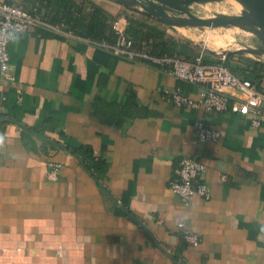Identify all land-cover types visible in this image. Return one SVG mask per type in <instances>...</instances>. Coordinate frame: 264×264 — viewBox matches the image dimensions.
<instances>
[{"label":"crops","instance_id":"obj_1","mask_svg":"<svg viewBox=\"0 0 264 264\" xmlns=\"http://www.w3.org/2000/svg\"><path fill=\"white\" fill-rule=\"evenodd\" d=\"M4 1L48 19L59 15L60 0ZM74 2L85 13L102 7L116 17L117 32L126 33L128 16L173 44L166 24L137 6ZM107 44L65 26L63 34L20 33L7 45L0 264H264V100L256 126L229 109L176 107L173 91L199 99L203 86L118 58ZM240 68L247 77L250 70ZM253 82L264 93V76ZM198 122L218 130V141H198ZM80 145L106 163L95 172L99 182L69 150ZM191 155L205 164L210 195L184 203L169 181ZM178 223L198 235V246L182 239Z\"/></svg>","mask_w":264,"mask_h":264},{"label":"built area","instance_id":"obj_2","mask_svg":"<svg viewBox=\"0 0 264 264\" xmlns=\"http://www.w3.org/2000/svg\"><path fill=\"white\" fill-rule=\"evenodd\" d=\"M65 26L48 18L42 17L15 3L0 0V71L7 75L9 55L7 45L12 40L8 33H26L31 30H43L52 34H63ZM114 43L106 47L118 58L127 61H144L161 67L170 72L176 79L203 86L199 99L183 95L179 90L171 93L170 99L176 107H202L205 110L226 111L251 116V124L258 125L260 106L264 93L249 79L231 72L221 62H205L202 52L186 59L179 55L152 54L144 45L135 46L133 39L124 32L116 31ZM195 135L200 142H216L220 132L212 127L203 126L198 122ZM51 167H59L50 163ZM205 164L195 155L183 156L175 167L169 181V188L182 202L187 203L193 197L208 198L210 190L202 180ZM225 178L223 177V180ZM182 239L196 247L199 237L187 229L183 223L177 224Z\"/></svg>","mask_w":264,"mask_h":264},{"label":"rangeland","instance_id":"obj_3","mask_svg":"<svg viewBox=\"0 0 264 264\" xmlns=\"http://www.w3.org/2000/svg\"><path fill=\"white\" fill-rule=\"evenodd\" d=\"M132 6H137L140 11L146 12L138 5ZM181 7L186 8L194 17L203 20L216 18L229 20L242 15L239 8L229 0L199 1ZM167 14L173 21V25L166 24L169 35L173 40L181 42L191 52L190 56L202 52L205 59L212 62H221L226 56H234L229 63L232 66L257 61L264 63V39L253 31L245 30L243 25L247 23L202 25L191 22L186 24V20L190 18L187 13L173 8L169 9ZM247 49H255L261 54L247 52ZM238 50L242 53H233Z\"/></svg>","mask_w":264,"mask_h":264},{"label":"trees","instance_id":"obj_4","mask_svg":"<svg viewBox=\"0 0 264 264\" xmlns=\"http://www.w3.org/2000/svg\"><path fill=\"white\" fill-rule=\"evenodd\" d=\"M126 18L129 21L126 34L133 39L135 46L145 44L149 51L155 55H179L186 59H190L194 56H190L191 52L182 44H178L175 40H173V44H169L166 41L169 38L166 39L165 32L158 29L156 26L147 25L136 18L128 16ZM50 20L65 25L67 29L72 30L79 36L90 38L95 41H105L111 44L115 42L117 37V33L113 28L116 17L111 16L98 5H92V12L85 13L81 7L77 6L74 0H60L59 15L57 14V16L53 17V19L50 18ZM147 40L150 41V43H143V41ZM230 58L231 56H226L224 64L231 72L242 78L249 79L253 82L254 79L258 80L264 76V65H260L257 62H247L245 65L239 64L232 66L229 64L231 62ZM205 62L209 61L205 59ZM240 67H246L250 70L247 77L240 74ZM69 150L79 157L84 170L91 176L93 175L99 182L94 176L95 172L104 171L106 163L95 161L93 151L88 146H69ZM173 259L176 258L173 257Z\"/></svg>","mask_w":264,"mask_h":264},{"label":"water","instance_id":"obj_5","mask_svg":"<svg viewBox=\"0 0 264 264\" xmlns=\"http://www.w3.org/2000/svg\"><path fill=\"white\" fill-rule=\"evenodd\" d=\"M119 3L123 5H138L143 8L147 13L155 16L160 21L165 24L173 25V21L169 18L167 11L169 9H176L180 12L187 13L190 18L186 20V24L188 23H196L202 25H212V24H233L238 25L247 23L249 25H257L264 30V0H241L252 13L251 17H248L244 13L238 17H232L229 20H224L221 18H216L214 20H203L194 17L191 15L186 8L181 6H187L193 2L206 1V0H117ZM131 2V4H130ZM247 52L257 53L259 51L255 49H247ZM233 53L240 54L241 50L235 51ZM180 264H184L183 262H179Z\"/></svg>","mask_w":264,"mask_h":264},{"label":"bare ground","instance_id":"obj_6","mask_svg":"<svg viewBox=\"0 0 264 264\" xmlns=\"http://www.w3.org/2000/svg\"><path fill=\"white\" fill-rule=\"evenodd\" d=\"M229 1H231L232 4L236 5L242 14L244 13L248 17L252 16L250 9L241 0H229ZM130 4H131V2H130ZM243 28L245 30H249L250 32L253 31V32L261 35L262 38L264 39V30L262 28H260L259 26L246 24V25H243ZM257 53H259V52H257ZM259 54H261V53H259Z\"/></svg>","mask_w":264,"mask_h":264},{"label":"clouds","instance_id":"obj_7","mask_svg":"<svg viewBox=\"0 0 264 264\" xmlns=\"http://www.w3.org/2000/svg\"><path fill=\"white\" fill-rule=\"evenodd\" d=\"M9 38L13 40H18L19 39V34L15 32L8 33ZM4 136L0 135V145H3L4 143Z\"/></svg>","mask_w":264,"mask_h":264}]
</instances>
